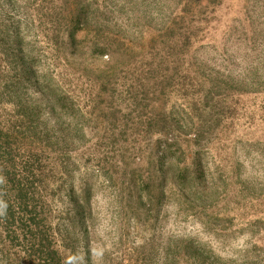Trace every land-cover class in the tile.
<instances>
[{"label": "rangeland", "instance_id": "obj_1", "mask_svg": "<svg viewBox=\"0 0 264 264\" xmlns=\"http://www.w3.org/2000/svg\"><path fill=\"white\" fill-rule=\"evenodd\" d=\"M41 227L51 264H264V0H0V264Z\"/></svg>", "mask_w": 264, "mask_h": 264}, {"label": "trees", "instance_id": "obj_2", "mask_svg": "<svg viewBox=\"0 0 264 264\" xmlns=\"http://www.w3.org/2000/svg\"><path fill=\"white\" fill-rule=\"evenodd\" d=\"M74 34V32H71L70 33V36H71V38H73V35ZM9 207V206H8ZM4 208V211L5 212H8V213H11L12 212V210L10 209V207L9 208ZM4 212V213H5ZM8 213H5V215H7ZM28 213V212H27ZM33 219H35V218H33ZM36 224H39V222L37 223V222H35ZM40 226V225H39ZM40 232H41V239H40V241H39V243L37 244L38 246H39V248H40V250H41V253H42V257H43V259H45V262H46V264H51V263H53V257H54V254H53V252H51V251H47V247H46V239L47 238H45L44 237V235H46L45 234V231H44V229L41 227L40 228ZM43 238H45V239H43ZM42 241H45V242H42Z\"/></svg>", "mask_w": 264, "mask_h": 264}]
</instances>
